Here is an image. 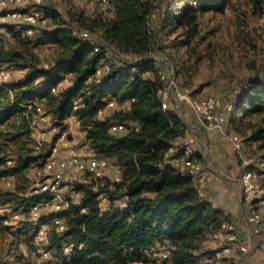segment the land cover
Wrapping results in <instances>:
<instances>
[{"label": "trees", "instance_id": "16d2710c", "mask_svg": "<svg viewBox=\"0 0 264 264\" xmlns=\"http://www.w3.org/2000/svg\"><path fill=\"white\" fill-rule=\"evenodd\" d=\"M106 4L108 13L87 15L79 10L70 19L49 4H39L51 25L25 20L0 24L9 37L8 42L1 40L0 63L29 71L0 83V179L15 177L13 187H0V208L22 215L14 234L27 253L19 252V263L202 264L208 242L225 238L229 231L222 224L232 219L203 198L196 175L180 171L172 162L190 124L173 102L169 109L163 108L162 90L172 76L185 88L178 78L179 65L174 70L159 64L157 56L174 62L167 50L171 44L165 40L169 32H179L187 46L203 40L199 33L206 12L229 10L238 33L249 34L251 15L264 12V0H169L166 4L107 0ZM83 30L89 38L81 36ZM91 31L101 37L92 38ZM43 43L56 48L47 65L36 50ZM237 98L229 114L232 120L235 113L250 117L248 139L258 143L264 160V78H250ZM110 101L118 106L107 112ZM47 116L62 129L74 117L85 132V142L97 157L119 166L121 178L96 176L71 182L77 200L70 197L64 208L34 216V206L53 198L25 174L51 156V145L35 134L41 118ZM114 124H124V131L112 132ZM170 149L176 152L169 153ZM102 196H107L105 203ZM8 216V212L0 215V223ZM42 225L47 228L39 239Z\"/></svg>", "mask_w": 264, "mask_h": 264}, {"label": "rangeland", "instance_id": "374dc122", "mask_svg": "<svg viewBox=\"0 0 264 264\" xmlns=\"http://www.w3.org/2000/svg\"><path fill=\"white\" fill-rule=\"evenodd\" d=\"M168 1L158 0V2L163 4ZM39 4L53 6L55 10L67 19H70L71 14H76L79 10H84L87 15L109 12V7L105 0H24L21 4L1 9L0 24L3 22L23 21L9 16L3 17L2 14L7 11L15 9L29 11L38 7L37 5ZM50 22V19L43 18L37 24L49 26L51 25ZM200 28L199 37L203 35L205 38L201 41L193 42L190 46L182 42L179 32L167 33L165 40L168 44H171L167 50L174 55V62L165 55L157 56V61L159 64H165L171 68L178 64L182 70L178 74V78L184 84L185 90L199 97L215 96L219 100V107L222 110L227 102L236 98L237 93L247 86L250 78H264V12H257L251 15L248 28L249 34H244L243 36L238 33L237 26L233 22V17L229 10H226L223 14H215L214 12L202 14ZM91 37L99 39L101 33L91 31ZM0 40L2 42L9 41L5 29H0ZM36 50L46 65L51 62L56 52L55 46L49 43L37 44ZM28 72V70L17 66L0 63V83L11 82L25 76ZM117 106L118 104L111 106L107 109V112L117 108ZM186 109L187 106L181 112L183 114L190 113L189 115H191L193 109L191 108L192 111ZM231 116L228 113L227 132L238 133L244 139L243 158L240 156L242 166L244 167L246 162H250L260 174L258 185L261 187L262 193L261 197L253 201V203L255 202V207L259 209L264 217L263 150L259 148L257 142L248 139V134L252 132L250 117L241 118L239 113H235V119L232 120ZM189 132L191 133V129H189ZM35 134L40 142L51 145L53 150L49 159L55 158L59 160L75 156L81 160H89L97 157L95 151L85 142V132L80 128L79 122L74 117L66 121V127L63 129L56 126L50 117H42L37 125ZM188 137H193V135L190 134ZM115 169V164L111 162L109 168L102 176L115 179ZM25 174L30 177L33 185H40L43 189L52 190L57 194L53 195L54 197L50 204L34 206V216H38L43 211L64 208L67 204L66 200L70 197L77 200L79 195L73 190L71 182L82 180L85 177L88 179L96 177L75 166L65 170L53 167L41 172V166L37 164L30 166ZM58 175L61 176L60 182L54 188L53 184ZM14 183V176L0 179V187L2 188L13 187ZM7 212L8 218L4 220V223H0V264H20L19 252H22V250L25 254L27 252L25 251V245L17 242L14 231H16L15 224L17 220L22 218V215L0 208V215L5 216ZM6 225L11 227L7 229ZM243 227L247 228L248 226L247 224L241 226L234 223V231L238 232ZM40 228L41 231L38 238L43 239L47 225H42ZM239 241L242 240L239 239ZM226 245V237L211 238L207 247L208 254L202 257V264H237V256L242 254V252L237 245H231L226 250ZM42 257L47 258L48 254L43 252Z\"/></svg>", "mask_w": 264, "mask_h": 264}, {"label": "built area", "instance_id": "2783aa9c", "mask_svg": "<svg viewBox=\"0 0 264 264\" xmlns=\"http://www.w3.org/2000/svg\"><path fill=\"white\" fill-rule=\"evenodd\" d=\"M24 0H0V10L7 9L12 5L21 4ZM107 3V0H105ZM3 17L9 16L15 19L25 20L30 24L38 23L39 20L43 19V12L39 7L32 8L29 11L23 10H10L6 13L2 14ZM32 33L30 29L28 31ZM81 36L84 39L89 38V32L87 30H83ZM1 45V40H0ZM95 50H99V47H95ZM108 68V66H106ZM101 72V69L98 71ZM162 77L165 78V74L161 71ZM238 98H233L229 102L226 103L224 109H220L219 100L215 96H203L199 97L193 94L192 92L182 89L177 81L175 76H172L168 79V83L166 87L162 90V106L164 109H169L171 103L173 102L174 107L182 111L185 106H190L193 111L198 116L199 120L202 122L205 128L209 130H218L222 134L226 136L228 141L233 145L234 150L243 158V137L238 133L227 132L226 123H227V114L232 111L236 105ZM115 104L114 101H110L107 104V107H111ZM38 110L42 111V107L38 106ZM125 129L124 124H114L111 127V131L114 133L123 132ZM37 131V126H36ZM193 137H187L181 146V152L174 155L172 158L173 164L179 168L180 171L184 173H189L193 175H198L203 171V161L195 157V142ZM212 151V148L209 146L206 148V152H204V157L207 156L208 152ZM176 152L175 149H170L169 153ZM246 162V161H245ZM111 162L107 158L94 157L89 160H81L75 156L63 158V159H55L50 158L47 159L41 165V172L51 169L53 167H58L61 170H65L70 167H78L79 169L86 171L88 174L92 176H102L105 171L109 168ZM116 177L114 180H120L121 178V168L115 165ZM259 172L250 164V162H246L245 170L241 176V189L243 198L245 201L253 203L256 199L261 197L262 189L258 185ZM60 175H58L53 187L60 182ZM83 181H87L88 178L85 177L82 179ZM42 191H46L50 195H54L55 192L49 189H43L42 186L38 185ZM57 195V194H55ZM60 196V195H58ZM54 197V196H53ZM53 199V198H52ZM102 202L105 203L107 201V196H102ZM52 200L46 202L45 204H50ZM249 221L255 223L257 226L255 228L256 232L264 231L260 227V225L264 221V217L262 216L259 209L256 207H251L249 214ZM55 223L59 224V228L63 229L64 224H62L61 220L56 219ZM222 229L228 230L229 233L226 236L227 245L225 247L226 250L230 248L231 245H237L241 252H247L248 245L245 242L239 241V234L237 231H234V223L225 221L222 224ZM144 264V263H141Z\"/></svg>", "mask_w": 264, "mask_h": 264}, {"label": "crops", "instance_id": "0c3cea01", "mask_svg": "<svg viewBox=\"0 0 264 264\" xmlns=\"http://www.w3.org/2000/svg\"><path fill=\"white\" fill-rule=\"evenodd\" d=\"M186 110L192 111L189 106ZM189 114H185L191 129L188 135L195 138V155L204 165L203 171L195 178L201 195L222 209L232 222L241 226L247 224L248 227H243L238 234L240 240L248 245V250L237 256L236 263L264 264V231L256 232L257 225L249 221L250 209L255 207V202L245 201L242 195L241 176L245 166L224 134L205 128L193 111ZM209 146L212 151L204 157ZM260 227L264 229V221Z\"/></svg>", "mask_w": 264, "mask_h": 264}]
</instances>
